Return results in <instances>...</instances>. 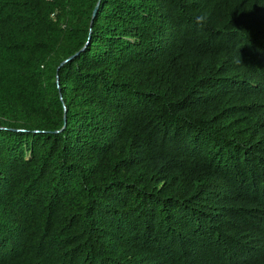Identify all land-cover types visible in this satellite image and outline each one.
<instances>
[{"label": "trees", "instance_id": "obj_1", "mask_svg": "<svg viewBox=\"0 0 264 264\" xmlns=\"http://www.w3.org/2000/svg\"><path fill=\"white\" fill-rule=\"evenodd\" d=\"M0 264H264V0H0Z\"/></svg>", "mask_w": 264, "mask_h": 264}, {"label": "water", "instance_id": "obj_2", "mask_svg": "<svg viewBox=\"0 0 264 264\" xmlns=\"http://www.w3.org/2000/svg\"><path fill=\"white\" fill-rule=\"evenodd\" d=\"M96 11H97V7L94 9V11H93V15H92V20H91V24H92V22H93V19H94V17H95V15H96ZM90 29H91V25H90ZM71 58H69L68 60H70Z\"/></svg>", "mask_w": 264, "mask_h": 264}]
</instances>
